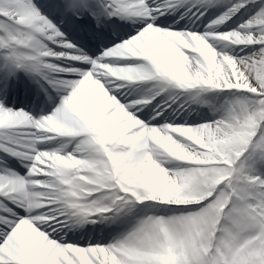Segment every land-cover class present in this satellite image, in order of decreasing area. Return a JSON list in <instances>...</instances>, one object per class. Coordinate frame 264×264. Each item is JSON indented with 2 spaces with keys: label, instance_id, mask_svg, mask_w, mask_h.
Wrapping results in <instances>:
<instances>
[{
  "label": "snow or ice",
  "instance_id": "snow-or-ice-1",
  "mask_svg": "<svg viewBox=\"0 0 264 264\" xmlns=\"http://www.w3.org/2000/svg\"><path fill=\"white\" fill-rule=\"evenodd\" d=\"M0 264H264V0H0Z\"/></svg>",
  "mask_w": 264,
  "mask_h": 264
}]
</instances>
